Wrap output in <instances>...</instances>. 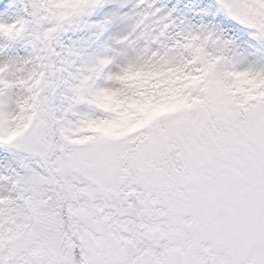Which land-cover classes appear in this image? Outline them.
<instances>
[{"label": "snow or ice", "instance_id": "6c2138e0", "mask_svg": "<svg viewBox=\"0 0 264 264\" xmlns=\"http://www.w3.org/2000/svg\"><path fill=\"white\" fill-rule=\"evenodd\" d=\"M128 5L0 0V264H264V0Z\"/></svg>", "mask_w": 264, "mask_h": 264}, {"label": "rangeland", "instance_id": "374dc122", "mask_svg": "<svg viewBox=\"0 0 264 264\" xmlns=\"http://www.w3.org/2000/svg\"><path fill=\"white\" fill-rule=\"evenodd\" d=\"M135 2L136 0H129L128 6L131 7ZM210 3L211 0H155V6L160 7L162 11H171L173 15L183 17L195 26L209 24L204 18V15L210 16L207 12V6ZM127 10V8L123 9V11ZM210 18L215 19V17Z\"/></svg>", "mask_w": 264, "mask_h": 264}, {"label": "trees", "instance_id": "16d2710c", "mask_svg": "<svg viewBox=\"0 0 264 264\" xmlns=\"http://www.w3.org/2000/svg\"><path fill=\"white\" fill-rule=\"evenodd\" d=\"M204 18H205L206 21L209 22V23H211V22H215V19H216V18H215V19H211L210 16H208V15H204ZM229 34H231V33H229Z\"/></svg>", "mask_w": 264, "mask_h": 264}]
</instances>
